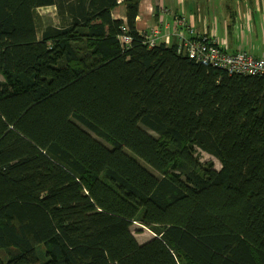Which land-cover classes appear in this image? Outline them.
Wrapping results in <instances>:
<instances>
[{
    "label": "trees",
    "instance_id": "trees-1",
    "mask_svg": "<svg viewBox=\"0 0 264 264\" xmlns=\"http://www.w3.org/2000/svg\"><path fill=\"white\" fill-rule=\"evenodd\" d=\"M141 1L0 0V264H264V78L149 47Z\"/></svg>",
    "mask_w": 264,
    "mask_h": 264
},
{
    "label": "crops",
    "instance_id": "crops-1",
    "mask_svg": "<svg viewBox=\"0 0 264 264\" xmlns=\"http://www.w3.org/2000/svg\"><path fill=\"white\" fill-rule=\"evenodd\" d=\"M121 6L113 17L126 21ZM175 15L185 17L199 35L217 40L229 53L244 50L264 57V0H142L138 31L150 36L157 32L158 45L178 44Z\"/></svg>",
    "mask_w": 264,
    "mask_h": 264
},
{
    "label": "built area",
    "instance_id": "built-area-1",
    "mask_svg": "<svg viewBox=\"0 0 264 264\" xmlns=\"http://www.w3.org/2000/svg\"><path fill=\"white\" fill-rule=\"evenodd\" d=\"M179 39L178 52L187 55L189 59L196 62L208 64L213 68L224 70L229 74H240L264 78V57H255L248 51H240L232 54L227 52L217 40L201 36L195 28L188 24L185 17L179 16L175 19ZM157 32L150 36L142 33L145 43L149 47L157 45ZM122 48L129 49L132 44V36L127 26L122 27L120 35Z\"/></svg>",
    "mask_w": 264,
    "mask_h": 264
},
{
    "label": "rangeland",
    "instance_id": "rangeland-1",
    "mask_svg": "<svg viewBox=\"0 0 264 264\" xmlns=\"http://www.w3.org/2000/svg\"><path fill=\"white\" fill-rule=\"evenodd\" d=\"M120 9H124V5L120 7ZM56 10L53 7H48V8H42L38 10L39 18H40V24L44 26L48 22H55L57 21L56 17ZM179 16H174V19L178 18ZM158 45V43H157ZM199 156L202 162H213L215 165L216 169L221 168V164L219 161L214 158L213 156L199 150ZM134 236L137 238L138 242L140 244L146 243L149 240L153 239L155 235L153 232H151L147 227L139 224V223H134L132 228H131ZM5 257V255H3Z\"/></svg>",
    "mask_w": 264,
    "mask_h": 264
}]
</instances>
